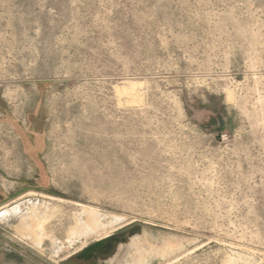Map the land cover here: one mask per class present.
<instances>
[{"label": "rangeland", "instance_id": "rangeland-1", "mask_svg": "<svg viewBox=\"0 0 264 264\" xmlns=\"http://www.w3.org/2000/svg\"><path fill=\"white\" fill-rule=\"evenodd\" d=\"M127 230L111 264H264V0H0V264Z\"/></svg>", "mask_w": 264, "mask_h": 264}, {"label": "bare ground", "instance_id": "bare-ground-1", "mask_svg": "<svg viewBox=\"0 0 264 264\" xmlns=\"http://www.w3.org/2000/svg\"><path fill=\"white\" fill-rule=\"evenodd\" d=\"M18 211H20L19 208L15 207L13 209L5 210L4 212H2V215H12L14 213H17ZM86 215L88 217V221L84 224H81V227L79 226V229L85 230V232H89L98 230L101 226L104 225L102 223V217L97 211H87ZM49 218L50 216H47L45 218L41 217L38 212L34 209L32 211V214L30 215L29 220H23V227L25 230L28 231L29 238L34 243H37L39 245H42L44 243L45 237L47 236L46 224ZM116 220L117 218H114L113 222H115ZM79 229H77V233L81 232V230Z\"/></svg>", "mask_w": 264, "mask_h": 264}, {"label": "flooded vegetation", "instance_id": "flooded-vegetation-1", "mask_svg": "<svg viewBox=\"0 0 264 264\" xmlns=\"http://www.w3.org/2000/svg\"><path fill=\"white\" fill-rule=\"evenodd\" d=\"M134 233V230H127L111 235L112 238L109 240L107 237L103 238L101 241L103 240L104 244L100 251L95 252L88 258L85 255H82V252L78 253L76 256L71 258L69 264H111L112 259L117 255L118 248L126 242L127 235H133Z\"/></svg>", "mask_w": 264, "mask_h": 264}, {"label": "water", "instance_id": "water-1", "mask_svg": "<svg viewBox=\"0 0 264 264\" xmlns=\"http://www.w3.org/2000/svg\"><path fill=\"white\" fill-rule=\"evenodd\" d=\"M112 237L111 236H108L107 239H111ZM104 242L103 240H99L97 241L94 245L86 248L85 250L82 251V255H85L87 258L90 256V255H93L95 252H98L100 251L101 247L103 246Z\"/></svg>", "mask_w": 264, "mask_h": 264}]
</instances>
